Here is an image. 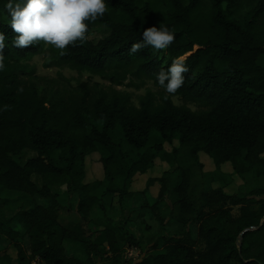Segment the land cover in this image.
Segmentation results:
<instances>
[{
    "label": "trees",
    "instance_id": "trees-1",
    "mask_svg": "<svg viewBox=\"0 0 264 264\" xmlns=\"http://www.w3.org/2000/svg\"><path fill=\"white\" fill-rule=\"evenodd\" d=\"M6 2L0 0L7 65L0 72V235L10 240L16 255L4 251L0 264H28L24 241L41 264H97V259L102 264H264V187L242 196L207 181L199 192L192 190L193 169L179 158L187 149L201 171L203 152L221 173L226 174L223 165L230 163L229 174L242 178V185L264 180V0H253L247 10L244 0H109L104 17L89 23L87 41L69 45L63 54L43 42L15 47L17 34L4 10ZM98 25L111 33L94 43L90 35ZM161 25L176 34L168 49L145 48L129 55L144 30ZM45 52L47 67L68 65L117 86L128 80L141 86L148 80L157 87L156 73L191 54L185 58L189 72L177 93L148 91L136 105L130 93L100 83L81 82L70 91L41 94L29 62ZM173 96L204 109L178 106ZM117 128L139 151L153 140L158 152L163 142L180 143L166 153L170 161H179L177 167L150 179L146 190L161 183L157 203L177 195L176 220L184 230L170 238L157 232L154 244L136 262L122 259L119 243L135 240L126 228L132 222L126 213L128 198L121 193L119 208L113 200L117 189L95 193L106 181L112 185L119 172ZM26 150L37 155L21 164L18 157ZM96 153L102 176L91 179L87 160ZM148 164L142 153L128 176L145 172ZM8 192H18L25 200L12 207ZM62 194L69 197L68 204L60 201ZM234 207L239 208L237 216ZM72 214L79 219L70 222ZM140 221L142 227L145 221ZM258 226L245 232L239 245L240 234ZM199 241L203 250L197 248Z\"/></svg>",
    "mask_w": 264,
    "mask_h": 264
},
{
    "label": "rangeland",
    "instance_id": "rangeland-1",
    "mask_svg": "<svg viewBox=\"0 0 264 264\" xmlns=\"http://www.w3.org/2000/svg\"><path fill=\"white\" fill-rule=\"evenodd\" d=\"M254 5L253 0H244L242 4V8L247 10ZM111 33V30L103 25H98L94 27L90 39L94 43H98L100 40L106 38ZM198 47H196L197 49ZM191 53H188L184 56L187 58ZM49 53L45 52L43 54L37 55L34 57L29 63L35 69L34 81L41 92V94H46L48 96H52L57 89L70 91L78 87L81 82H88L91 85L95 83H100L104 87H113L122 92H128L132 96V101L136 105L140 104V97L145 95L148 91H152L157 95H162L164 89L157 87L154 85L152 81H145L144 84H141L140 81H136L135 83L138 86H131L130 81L128 80L125 85L117 86L112 85L108 80H104L99 76H93L89 73H80L77 70L71 68L68 65L62 67H47L46 62L48 60ZM173 101L178 106H188L194 111H200L204 109V107L194 104L192 102L186 101L179 96H173ZM114 140L117 145V164L119 167V172L117 174L115 182L111 185L108 181L104 182L103 186L99 188L95 193L98 195H103L106 193L108 189L111 187L117 189L119 194L114 195V204L120 208L121 200L126 197L128 198V208L126 213L132 217V222L127 225L128 232L134 233L135 240L134 241H123L120 240V247L122 252V259L124 258L131 261L136 262L140 260L145 253L148 251L149 247L154 244L153 236L157 232H161L163 235H166L167 238H170L172 235L182 232L184 229L181 226L180 222L176 220V216L179 212L178 206L176 205V194L168 195L165 200L157 203V199L159 196V191L161 188V183L158 181L154 185L148 187V182L152 178L166 176L168 173H171L177 165L179 161L175 162L170 161L166 153H171L174 148L179 147L180 143L178 139L175 140L174 144H170L168 142H163V150L158 152L156 148L158 147V142L153 140L151 142V146L142 151L137 150L136 148L130 146L123 136V131L121 128H117L114 132ZM142 153H144L149 158V164L147 170L143 173H136L128 176L129 169L133 163L140 160L142 158ZM37 154L33 151H24V153L18 157V161L21 164L26 163L30 158L36 156ZM153 156V157H152ZM152 157V159H151ZM184 165L188 167H192L193 172L190 174V183L192 185V190L197 189L199 192L201 188H203L204 184L207 181H212V187L215 188H225L228 192H238L240 195L244 196L249 193V190L264 187V180L262 179L260 184H257V179L254 182V185H242L243 179L237 175H230L232 173L230 163H226L223 165V171L226 173H221L217 170L214 161L212 158L206 153H201V161L204 163V168L200 171L198 167L194 165V161L189 156L188 150L183 149L182 154L179 156ZM100 155L93 154L88 157V168L87 172L90 175L91 179L97 178L98 173L102 176V164L100 163ZM205 173L206 176L203 177L202 174ZM213 174V177H209V174ZM228 174V175H227ZM34 180L36 182H40V178L35 176ZM260 186V187H259ZM123 192L124 197H121V193ZM130 194H133L131 196ZM8 197L12 200V207H16V205L22 204L25 200L22 194L18 192H8ZM133 197V199H131ZM69 197L64 196L63 194L60 196V201L64 204L69 203ZM148 202L150 204V208H143L142 205ZM158 204V205H157ZM126 205V204H125ZM157 205L156 210L152 207ZM118 210V209H117ZM233 214L235 216L239 215V208H233ZM158 215H160L164 224L160 219H158ZM67 217L66 215H63ZM70 222H74L79 219L77 214H72L68 216ZM140 218L145 222L140 225ZM151 227L150 231H145L146 227ZM198 223L194 225L195 234H197L196 227ZM205 247L202 241H199L197 248L199 250H203ZM24 248L27 252V263L28 264H41L38 258H32L30 244L24 241ZM4 251L11 253L12 255H16V250H13L11 247V242L4 236L0 235V259L2 261V255ZM101 260L97 259V264L100 263Z\"/></svg>",
    "mask_w": 264,
    "mask_h": 264
},
{
    "label": "clouds",
    "instance_id": "clouds-1",
    "mask_svg": "<svg viewBox=\"0 0 264 264\" xmlns=\"http://www.w3.org/2000/svg\"><path fill=\"white\" fill-rule=\"evenodd\" d=\"M108 4L109 0H7L4 10L17 34L12 41L15 47L24 48L43 42L63 54L69 45L87 41L89 23L104 17L109 11ZM175 39V32L166 26L147 28L143 31L142 41L132 45L129 55L145 48L166 50ZM5 41V34L0 32V72L7 70L3 54ZM188 72L185 58L181 56L166 70L156 73L155 78L159 86L171 95L184 85Z\"/></svg>",
    "mask_w": 264,
    "mask_h": 264
},
{
    "label": "water",
    "instance_id": "water-1",
    "mask_svg": "<svg viewBox=\"0 0 264 264\" xmlns=\"http://www.w3.org/2000/svg\"><path fill=\"white\" fill-rule=\"evenodd\" d=\"M263 221H264V218H263ZM260 226H261V225H260ZM260 226H258V227H250V228L245 229V230L240 234V236H239V238H238V243H239V245H240L241 242H242V239H243V236H244V233H245V232H247V231H252V230H256V229H258Z\"/></svg>",
    "mask_w": 264,
    "mask_h": 264
}]
</instances>
